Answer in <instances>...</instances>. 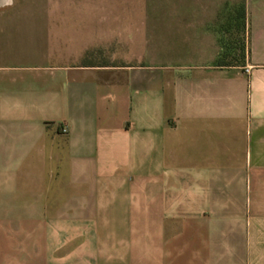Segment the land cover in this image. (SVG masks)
<instances>
[{
    "label": "crops",
    "instance_id": "0c3cea01",
    "mask_svg": "<svg viewBox=\"0 0 264 264\" xmlns=\"http://www.w3.org/2000/svg\"><path fill=\"white\" fill-rule=\"evenodd\" d=\"M242 6L152 16L147 39L87 18L33 51L0 12V264H264V0Z\"/></svg>",
    "mask_w": 264,
    "mask_h": 264
},
{
    "label": "rangeland",
    "instance_id": "374dc122",
    "mask_svg": "<svg viewBox=\"0 0 264 264\" xmlns=\"http://www.w3.org/2000/svg\"><path fill=\"white\" fill-rule=\"evenodd\" d=\"M217 1L214 0V3H217ZM207 2L208 4L204 6H197L196 0H0V12L24 14L25 17L23 18L26 20L21 22L20 31L15 34L17 43L13 45V50L33 51L47 48L52 45L51 43L60 49L66 48L67 31L71 29V25L68 26V24H77L76 28L85 30L89 23V21L84 20L87 18H98L100 16H102V19H115L122 16L131 18L132 20L129 23L130 25L134 24L133 30L141 29L140 35L147 39L149 35L148 28L151 25L149 18L152 16L195 11L218 12V8L223 7L222 5L226 2L236 3V7L233 5L229 7L231 11L235 8L233 11L237 15H241L243 12L242 0H219L220 6L213 5L212 0ZM228 8H224L225 10H221V12H226ZM63 17L69 20H51ZM136 18L140 21H133ZM74 19H79V21H74ZM107 23L112 25L116 21L112 20ZM129 28L132 29V27ZM111 29L114 30L116 27L112 25ZM57 31H62V36L57 34ZM236 42L231 46L236 47L235 51L237 52L228 56L225 59L227 62L239 58L238 50L242 48V43L239 44L238 40ZM228 48L229 46H225L224 51H227ZM106 53L104 60L108 63L116 62L111 61L114 55L131 57L133 54L129 52V47L116 44H109L106 47ZM90 54L92 56L93 53ZM104 60L102 59V61Z\"/></svg>",
    "mask_w": 264,
    "mask_h": 264
},
{
    "label": "trees",
    "instance_id": "16d2710c",
    "mask_svg": "<svg viewBox=\"0 0 264 264\" xmlns=\"http://www.w3.org/2000/svg\"><path fill=\"white\" fill-rule=\"evenodd\" d=\"M235 48L236 47L230 46L227 49V51H225V52H223L221 54V56H220V58L218 60L219 66H235L236 64L240 63L241 61H243L245 59V51H244V48L242 47L240 50H238V52H239V58H237V60L235 59L234 61H230V62H227L225 60L228 56H231V55H233L234 53L237 52V51H235ZM90 55H91L90 53L87 54V56H90Z\"/></svg>",
    "mask_w": 264,
    "mask_h": 264
},
{
    "label": "built area",
    "instance_id": "2783aa9c",
    "mask_svg": "<svg viewBox=\"0 0 264 264\" xmlns=\"http://www.w3.org/2000/svg\"><path fill=\"white\" fill-rule=\"evenodd\" d=\"M64 133H66V130H63Z\"/></svg>",
    "mask_w": 264,
    "mask_h": 264
}]
</instances>
